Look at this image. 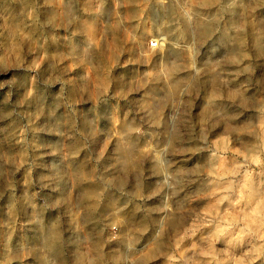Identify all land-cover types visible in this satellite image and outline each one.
<instances>
[{
  "label": "rangeland",
  "instance_id": "374dc122",
  "mask_svg": "<svg viewBox=\"0 0 264 264\" xmlns=\"http://www.w3.org/2000/svg\"><path fill=\"white\" fill-rule=\"evenodd\" d=\"M0 264H264V0H0Z\"/></svg>",
  "mask_w": 264,
  "mask_h": 264
},
{
  "label": "bare ground",
  "instance_id": "6f19581e",
  "mask_svg": "<svg viewBox=\"0 0 264 264\" xmlns=\"http://www.w3.org/2000/svg\"><path fill=\"white\" fill-rule=\"evenodd\" d=\"M211 31V27L209 25H205L204 32L205 34H208Z\"/></svg>",
  "mask_w": 264,
  "mask_h": 264
}]
</instances>
